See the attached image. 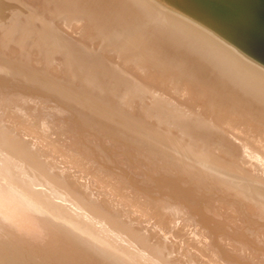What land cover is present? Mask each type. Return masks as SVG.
I'll use <instances>...</instances> for the list:
<instances>
[{
    "label": "bare ground",
    "instance_id": "bare-ground-1",
    "mask_svg": "<svg viewBox=\"0 0 264 264\" xmlns=\"http://www.w3.org/2000/svg\"><path fill=\"white\" fill-rule=\"evenodd\" d=\"M184 262L264 264V66L160 0H0V264Z\"/></svg>",
    "mask_w": 264,
    "mask_h": 264
},
{
    "label": "water",
    "instance_id": "water-1",
    "mask_svg": "<svg viewBox=\"0 0 264 264\" xmlns=\"http://www.w3.org/2000/svg\"><path fill=\"white\" fill-rule=\"evenodd\" d=\"M264 66V0H160Z\"/></svg>",
    "mask_w": 264,
    "mask_h": 264
},
{
    "label": "rangeland",
    "instance_id": "rangeland-1",
    "mask_svg": "<svg viewBox=\"0 0 264 264\" xmlns=\"http://www.w3.org/2000/svg\"><path fill=\"white\" fill-rule=\"evenodd\" d=\"M5 122H6V123H4V122H2V123H3L4 125L8 123L7 121H5ZM3 129H4V128H3ZM5 131H9V128H7V126L5 127ZM41 142H44V141L41 140ZM43 144H44V143H43ZM43 149L47 151V149H45V148H43ZM53 150H54L55 153H56V151H57L56 148H53ZM55 153H52V156H54ZM92 184H93V185H92ZM90 187H91V189H93V188L96 189V188H98V185H97V183H95V181H94V182L91 183V186H90ZM93 190H94V189H93ZM106 197L109 198V199H112L111 196H109L108 194H106ZM153 215H154V214H153ZM155 216H156V215H155ZM152 217H153V216H152ZM153 218H154V217H153ZM153 218H150V217H149V219H150V220L148 221L149 223H147V222H146V223H143V225H141V226H144V225H145V226L147 227V226L152 225V224L154 223V220L156 221V219H155V218L153 219ZM152 220H153V221H152ZM165 221H166V223H167V220H165ZM164 223H165V222H164ZM168 223H169V225H170V220H169ZM148 224H149V225H148ZM171 224L173 225V223H171ZM175 224H179V222H176ZM172 225H171V226H172ZM152 226H153V225H152ZM163 226H164V225L161 224L160 227L164 228L165 226H164V227H163ZM171 226L169 227V229L171 228L170 230H169L168 228H166V230H165L166 232H168V233L166 234V237H167V238L169 237L168 239L170 240V242H171V241H172V242L174 241L173 244H176V243L178 244V243H179V240L176 239L175 236H174L173 233H172V231L174 230L175 227L172 229ZM176 228H178L177 225H176ZM167 229H168V230H167ZM171 230H172V231H171ZM169 231H170V233H169ZM173 232H174V231H173ZM170 236H171V238H170ZM176 237H177V236H176ZM175 242H176V243H175ZM181 242H182V241H181ZM179 244H181V243H179ZM185 248H186V247H185ZM182 264H186V263L184 262V263H182Z\"/></svg>",
    "mask_w": 264,
    "mask_h": 264
}]
</instances>
